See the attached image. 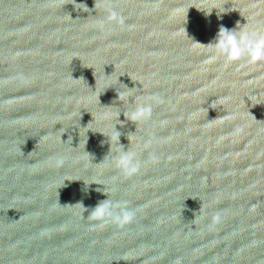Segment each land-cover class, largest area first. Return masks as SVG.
I'll return each mask as SVG.
<instances>
[{
    "label": "water",
    "instance_id": "water-1",
    "mask_svg": "<svg viewBox=\"0 0 264 264\" xmlns=\"http://www.w3.org/2000/svg\"><path fill=\"white\" fill-rule=\"evenodd\" d=\"M94 2L0 0V264H264V64L194 43L264 32V0ZM114 125L133 176L100 162ZM103 187L131 223L81 215Z\"/></svg>",
    "mask_w": 264,
    "mask_h": 264
},
{
    "label": "clouds",
    "instance_id": "clouds-1",
    "mask_svg": "<svg viewBox=\"0 0 264 264\" xmlns=\"http://www.w3.org/2000/svg\"><path fill=\"white\" fill-rule=\"evenodd\" d=\"M99 3L100 0H95L94 8L98 6ZM81 10L88 11L90 9H88L87 6L83 4V9ZM107 11L109 12L107 22H116L120 27L124 26V18L120 16L119 13L113 9H108ZM222 12L225 11L217 13L218 18L219 14ZM210 13L211 10L205 12V15ZM194 43L199 50L209 54L213 60L222 58L226 64H232L239 61H244L250 65L264 64V32L253 30L248 25L241 24L239 21H237L235 27L231 29L220 25L215 38L207 44L199 42ZM81 78L83 79V77ZM109 87L111 86H107L105 90ZM126 88L128 89L127 91L116 92V98L125 104L129 103V98L133 95L131 88L127 86ZM156 102H158V98L156 97H152L150 99L145 98L142 100L138 99L134 107L122 112V114L127 121H131L135 125L146 122L151 118L153 104ZM120 114L121 113L116 114V119L118 121H120L118 119ZM104 116L105 118H109L108 113H104ZM113 131L114 134L107 139V142L109 143V151H114L116 155L111 160H109L106 154L103 161L100 162H102L105 167H115L119 169L120 172L125 176H133L139 172L141 166L137 159V153L134 151L125 150L124 145L120 144L121 133L116 130L115 125L113 126ZM103 135L105 136V134ZM101 143H104V141ZM96 191L103 192L107 198L98 201V203L91 209L86 208L82 202L75 203V205H78V207L81 209V215H83L85 212H88V219L100 222L101 224L112 223L118 227H123L133 221L135 217V211L128 208L126 202H114L113 200L109 199L108 191H106L104 187L102 189L97 188ZM219 219L220 217L218 215L213 217L214 222L219 221Z\"/></svg>",
    "mask_w": 264,
    "mask_h": 264
}]
</instances>
